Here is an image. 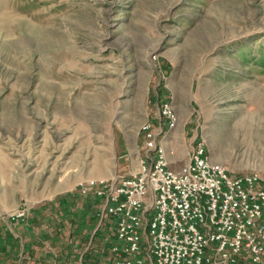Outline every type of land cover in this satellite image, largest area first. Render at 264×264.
<instances>
[{
    "label": "rangeland",
    "instance_id": "rangeland-1",
    "mask_svg": "<svg viewBox=\"0 0 264 264\" xmlns=\"http://www.w3.org/2000/svg\"><path fill=\"white\" fill-rule=\"evenodd\" d=\"M164 102L175 164L264 184V0H0V264H114L78 185L136 173Z\"/></svg>",
    "mask_w": 264,
    "mask_h": 264
},
{
    "label": "built area",
    "instance_id": "built-area-1",
    "mask_svg": "<svg viewBox=\"0 0 264 264\" xmlns=\"http://www.w3.org/2000/svg\"><path fill=\"white\" fill-rule=\"evenodd\" d=\"M142 125L145 151L136 173L93 178L79 193L102 200L114 222L115 264H264V184L257 172L234 175L204 141L172 169L160 137L176 129L169 102ZM25 212H19L21 217Z\"/></svg>",
    "mask_w": 264,
    "mask_h": 264
},
{
    "label": "crops",
    "instance_id": "crops-1",
    "mask_svg": "<svg viewBox=\"0 0 264 264\" xmlns=\"http://www.w3.org/2000/svg\"><path fill=\"white\" fill-rule=\"evenodd\" d=\"M172 131V130H171ZM170 133V132H169ZM175 134V132H173L172 134H171V136L172 135H174ZM164 146H165V148H166V144L164 143L163 144ZM166 155L168 156V159H169V164H170V167L172 168V169H175V170H179V168H181V166L184 164H175L174 163V161L176 160V159H173L172 157H170V155H168V153H167V150H166ZM114 236H115V234H114ZM71 259V264L73 263V264H77V260L76 259H72V258H70ZM40 260V259H39ZM29 262V264H44V263H42L41 261H37L36 262V260H35V262H31V261H28ZM253 264L250 260H248L247 258H245V257H240V259H239V263L238 264ZM115 264V263H114Z\"/></svg>",
    "mask_w": 264,
    "mask_h": 264
},
{
    "label": "trees",
    "instance_id": "trees-1",
    "mask_svg": "<svg viewBox=\"0 0 264 264\" xmlns=\"http://www.w3.org/2000/svg\"><path fill=\"white\" fill-rule=\"evenodd\" d=\"M87 197L96 198V199L100 200V201H101V203H102V200H101V199H99V198H97V197H94V196H87Z\"/></svg>",
    "mask_w": 264,
    "mask_h": 264
}]
</instances>
